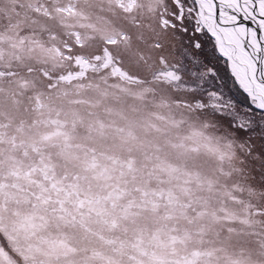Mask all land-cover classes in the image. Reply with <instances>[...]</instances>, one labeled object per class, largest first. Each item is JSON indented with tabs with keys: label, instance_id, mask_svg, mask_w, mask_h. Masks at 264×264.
I'll return each mask as SVG.
<instances>
[{
	"label": "snow or ice",
	"instance_id": "snow-or-ice-1",
	"mask_svg": "<svg viewBox=\"0 0 264 264\" xmlns=\"http://www.w3.org/2000/svg\"><path fill=\"white\" fill-rule=\"evenodd\" d=\"M0 264H264V0H0Z\"/></svg>",
	"mask_w": 264,
	"mask_h": 264
}]
</instances>
